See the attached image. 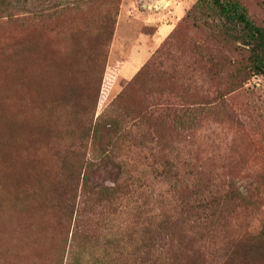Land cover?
Returning <instances> with one entry per match:
<instances>
[{
	"label": "rangeland",
	"instance_id": "374dc122",
	"mask_svg": "<svg viewBox=\"0 0 264 264\" xmlns=\"http://www.w3.org/2000/svg\"><path fill=\"white\" fill-rule=\"evenodd\" d=\"M195 2L9 0L0 15V68H26L28 78L26 88L0 81V107L51 133L17 148L0 143L9 157L6 164L0 153V264H171L162 239L187 227L179 194L160 172L163 160L178 164L184 184L209 178L217 195H228V219L214 239L182 249L201 260L178 264H264V252L227 254L221 237H264V77L251 73L244 50L203 34L193 22ZM241 2L264 24V0ZM76 102L95 104L96 115L113 104L109 116L118 120L120 107L145 108L156 140L143 147L135 132L114 141L122 198L107 210L85 195L72 241L75 214L65 212L54 186ZM98 148L86 145V158L98 157Z\"/></svg>",
	"mask_w": 264,
	"mask_h": 264
},
{
	"label": "trees",
	"instance_id": "16d2710c",
	"mask_svg": "<svg viewBox=\"0 0 264 264\" xmlns=\"http://www.w3.org/2000/svg\"><path fill=\"white\" fill-rule=\"evenodd\" d=\"M8 2L9 0H0V15L5 13ZM193 22L207 38L232 49L244 50L251 73L264 77V24L257 23L250 16L241 0H196ZM5 69L0 68V81L6 84V89L15 87V84L21 88L27 87L26 68L13 72ZM16 95H21V92L18 91ZM67 97V94L55 96L61 101H65ZM112 105L96 115L95 104L93 106L79 105V102L72 104L77 122L73 127L69 125L66 131L72 137L61 156L59 179L54 186L57 194L64 200L65 212L75 214L72 241L75 231L81 229L80 214L86 207L85 195L92 198L91 202L95 207L107 210L111 209L115 201L118 202L122 198L123 162L116 160L111 154L114 141L120 137L129 138L135 132L143 140L140 142V145H145L143 147L153 144L156 140L149 138L147 134L149 130L145 125L147 109L136 108L130 111L126 107H120L122 115L125 116L118 120L109 116ZM9 117L0 107V143L6 144L7 141L17 148L20 141L32 145L35 139L40 140L45 134L51 133L49 128L45 127L40 131L30 129L19 120ZM88 144L99 146L98 157L86 158L88 153L83 149ZM0 153L1 159L7 164L8 154L2 151ZM160 172L172 182L170 190L179 194L176 201L181 208L177 213L187 227L170 230L162 239L169 246L164 250L163 258L171 264H178L184 260L198 263L201 260L198 256L191 252L190 257L185 258L181 255L182 249L192 248L202 239L207 242L214 239L216 236L214 228L228 219V215L224 214L228 195L226 192L217 195L209 178L199 187L191 181L184 184L180 181L182 176L176 163L163 160ZM106 174L113 175V178L105 179ZM106 180L108 182L104 184ZM199 188H202L200 192ZM78 189L80 196L77 202ZM222 234L221 237L225 240L224 247L229 255H234L238 251L243 259H249L252 255L264 252V237L261 234L245 235L241 238Z\"/></svg>",
	"mask_w": 264,
	"mask_h": 264
}]
</instances>
